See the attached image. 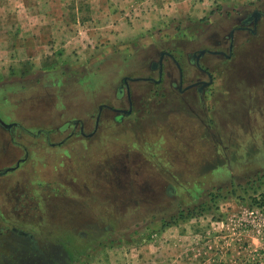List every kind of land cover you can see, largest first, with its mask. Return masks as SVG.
Listing matches in <instances>:
<instances>
[{"label": "rangeland", "instance_id": "1", "mask_svg": "<svg viewBox=\"0 0 264 264\" xmlns=\"http://www.w3.org/2000/svg\"><path fill=\"white\" fill-rule=\"evenodd\" d=\"M162 52L183 56L160 77ZM199 66L212 87L179 92ZM100 106L132 113L96 126ZM0 120L2 251L22 231L68 264H264L241 229L264 196V0H0Z\"/></svg>", "mask_w": 264, "mask_h": 264}, {"label": "flooded vegetation", "instance_id": "2", "mask_svg": "<svg viewBox=\"0 0 264 264\" xmlns=\"http://www.w3.org/2000/svg\"><path fill=\"white\" fill-rule=\"evenodd\" d=\"M255 15H257L258 17L260 16L259 13H256ZM233 49H234L233 45H231V47L228 50L229 51L228 53L226 51L222 50V49L216 50V49L204 48V49L196 50L191 55V58L193 59V61L191 63H194L195 65H200V63L206 64V65L208 64V66L210 67L209 63H212L214 61L206 59V57H205L206 55H208V54L209 55H216V56H220V57H225V58L231 59L232 56H233ZM179 55H180V57L178 55L173 56L172 54H170L168 52H162L161 55H160L161 56V60L158 63H153L152 69H154V70L158 69L157 71L159 73V76L160 77L164 76V74L167 73L166 66L164 64V59L165 58L173 59L174 62L177 63V65H180L179 60H182V56L183 55H181V53ZM208 66H205V67L203 66L204 69H202L201 66H199L200 69H201V72L204 73V75H200V76L207 77L208 81H206V80L197 81L195 83L190 84L187 87H184V83H185V81H187L190 78V76L188 75V78L185 80V78L183 77V75L180 72L179 87H178L179 92H185L187 90H190L191 88H197V91H198L197 93L199 94V92L202 93L204 90H206V88H211L212 87V83H213V76H212L210 70L208 69ZM124 82L127 83V80H124ZM157 82L160 83L161 80H159ZM199 95H201V94H199ZM128 98H129L130 109H131L132 108L131 107V96L129 95V92H128ZM104 108L108 109L109 111L115 112L119 116L120 115L123 116V117H117L116 118V122H121L124 117H126L127 115H131V113H132V111H125V110L115 109L113 107H108V106H100L99 107V111H98V115L96 117V126H98L99 123H100L101 114H102V111H103ZM0 123L3 125L1 120H0ZM79 124H82V123H80V121L75 122V125H76L75 127L77 128ZM4 127H6V126H4ZM76 128L74 130H76ZM7 129H10V128H7ZM96 129H97V127H96ZM75 132H73L72 135L75 134ZM80 132H81L82 135H85L83 124L80 127ZM94 133H91L88 136L92 137L94 135ZM47 140H49V137L47 138ZM53 145H55V144H53ZM14 231H16V229H14ZM16 232H18V230ZM18 233H19L18 235H21L20 237L22 238L23 242L26 243L28 246H30L33 243L32 242V238H33L32 236L28 237L27 233H24L22 231H20ZM37 253H39V252L37 251ZM33 256L34 257L27 259V261L29 263H32V264H68V261H69V260L65 259L66 256L59 255V253H53V254H50V255L33 254Z\"/></svg>", "mask_w": 264, "mask_h": 264}, {"label": "trees", "instance_id": "3", "mask_svg": "<svg viewBox=\"0 0 264 264\" xmlns=\"http://www.w3.org/2000/svg\"><path fill=\"white\" fill-rule=\"evenodd\" d=\"M264 202V196H261L255 205H259ZM14 242L9 245L8 251H2L0 249V264H32L27 259L34 257L33 254H40L33 251V247L28 246L26 243L20 240L17 236L13 237Z\"/></svg>", "mask_w": 264, "mask_h": 264}, {"label": "built area", "instance_id": "4", "mask_svg": "<svg viewBox=\"0 0 264 264\" xmlns=\"http://www.w3.org/2000/svg\"><path fill=\"white\" fill-rule=\"evenodd\" d=\"M248 214V219L241 223L242 231L264 238V202L255 206Z\"/></svg>", "mask_w": 264, "mask_h": 264}, {"label": "crops", "instance_id": "5", "mask_svg": "<svg viewBox=\"0 0 264 264\" xmlns=\"http://www.w3.org/2000/svg\"><path fill=\"white\" fill-rule=\"evenodd\" d=\"M192 13V14H191ZM190 14L193 18H195L196 20L200 18V16H202L205 13L201 14V11H198L197 8L192 9V11H190ZM201 14V15H200ZM189 18V16H187ZM225 58V57H224ZM229 60V58H227ZM247 237L246 239H248L251 243H254L256 241H258L259 239L256 238V236H254L252 233L248 232L246 233Z\"/></svg>", "mask_w": 264, "mask_h": 264}, {"label": "water", "instance_id": "6", "mask_svg": "<svg viewBox=\"0 0 264 264\" xmlns=\"http://www.w3.org/2000/svg\"><path fill=\"white\" fill-rule=\"evenodd\" d=\"M3 125L6 126L7 128H11V127H13V126H16V124L7 125V124H4V123H3Z\"/></svg>", "mask_w": 264, "mask_h": 264}]
</instances>
